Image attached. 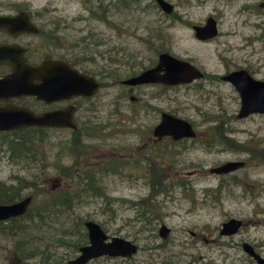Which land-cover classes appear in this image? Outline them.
I'll list each match as a JSON object with an SVG mask.
<instances>
[{
  "label": "rangeland",
  "instance_id": "obj_1",
  "mask_svg": "<svg viewBox=\"0 0 264 264\" xmlns=\"http://www.w3.org/2000/svg\"><path fill=\"white\" fill-rule=\"evenodd\" d=\"M168 1L170 13L154 0H29L35 8H58L66 20L87 16L85 5L108 8L110 25L91 17L85 26L84 21L70 23L62 35L68 46L86 35L74 45L76 56L87 68L107 71V84L94 97L101 106H92V120L78 127L77 136L66 128L46 132L43 184L49 188L46 179L57 176L60 188H71L90 168L98 170L97 183L105 193L83 196L50 218L1 220L0 264H66L76 246L87 242V218L108 235L137 242L138 249L125 257L96 256L85 264H255L241 240L264 255V112L237 117L238 91L220 78L243 67L264 80V10L241 7L250 0ZM208 15L217 18V34L199 39L191 25ZM162 50L191 61L203 76L136 86L131 93L137 100L129 106L132 101L118 80L150 66ZM161 110L188 119L196 135L152 142L151 127ZM67 139H73L72 153L63 146ZM229 160L243 164L209 171ZM62 165L63 171L70 167L69 178L58 171ZM23 171L21 162L0 151V181ZM30 190L25 187L21 194ZM230 216L241 218V226L234 234H219L220 222ZM160 222L170 227L166 238L157 234Z\"/></svg>",
  "mask_w": 264,
  "mask_h": 264
},
{
  "label": "flooded vegetation",
  "instance_id": "obj_2",
  "mask_svg": "<svg viewBox=\"0 0 264 264\" xmlns=\"http://www.w3.org/2000/svg\"><path fill=\"white\" fill-rule=\"evenodd\" d=\"M261 1L262 0H250V2H248L249 4H241V7L251 8L255 11L257 8L259 11H261V9L264 10V6L260 5ZM154 3L161 9L156 0H154ZM85 6L86 7L83 9H85L87 16L81 15L79 13L74 17L71 16L70 20H66L62 17V15H60L59 11H57L58 8L55 7L50 8L42 6L35 8L29 4V0H0V106H24L36 114L45 111L58 110L68 106L71 109L72 118L76 128L56 125L31 126L44 128L45 132L47 133L49 130L66 128L70 129V132L77 134L79 131L78 127H83L84 125L91 122L92 106H101L94 101V97L102 87L106 86L107 83L104 81V78H107V71L103 69L96 71L87 68L83 64L85 61L84 58L76 56L77 47L74 45L79 43L80 40L87 38L86 35L79 36L70 46L64 43L63 39H61L62 35H64L65 28L68 25L71 26L70 23H73L74 25V23L84 21L83 26H85L88 24V21L91 17L95 21L102 22L105 25H110V23H112V20H110L108 17V8L106 6L102 5L96 8L87 5ZM214 19L216 20L217 24V18L214 17ZM65 22H67V25H65ZM261 37L264 39V34ZM162 51L157 52V56ZM156 60L157 58L152 62V64H150V66L155 64ZM61 62L68 63L72 68L76 69L83 75V78L80 77L78 81L81 90L80 93H73L71 91L61 92L60 89L58 91L51 89V81L49 78L52 76L59 78V88L60 83H62L60 80L62 74L61 69L63 67L61 66ZM137 72H132L127 76ZM91 77H93L96 81L97 87L93 93L85 94L84 92L90 88L92 83ZM123 78H120L118 82L125 87L124 93L125 95H128V98L132 101L129 106H132V104L137 100V97L131 93L134 87L146 84H159L160 86L167 85L161 82L128 84L121 81ZM63 83L68 84L67 77L63 79ZM24 84L29 85L30 89H25ZM129 109L132 110V108ZM154 124L152 125L150 131L152 142H158L162 139L174 140L169 135H163L161 137L154 136L152 134V128ZM48 136L49 135L44 137L45 142L47 141L46 138ZM183 138L188 137H182L179 139ZM228 218L222 220L218 226V232L221 235H231L236 233L238 230L237 229L235 232L229 234L220 233L219 230L221 223ZM241 224L242 219L240 226ZM158 228V236L161 238H166L169 234L170 227L166 237L160 236ZM192 233L194 234L193 231ZM135 243L137 244V242ZM243 243H247L248 246L254 250V252L260 256H264L259 252L257 247H255L252 242L246 240H241L240 242L243 250ZM80 245L82 244L76 246V251L70 258L78 254V247ZM245 252L251 259L254 260L255 264H257L254 257L247 251ZM68 259L66 260V264H69L67 262ZM161 264L169 263L164 262Z\"/></svg>",
  "mask_w": 264,
  "mask_h": 264
},
{
  "label": "water",
  "instance_id": "obj_3",
  "mask_svg": "<svg viewBox=\"0 0 264 264\" xmlns=\"http://www.w3.org/2000/svg\"><path fill=\"white\" fill-rule=\"evenodd\" d=\"M161 9L170 13L173 4L168 0H156ZM264 6V0L260 2ZM194 35L199 39H207L217 34L216 20L212 15L206 16L201 24L193 23L191 25ZM62 74L59 88V78L52 76L51 89L61 92L71 91L80 93L79 79L83 75L76 69L72 68L68 63L61 62ZM203 72L195 66L191 61L175 56L167 51L158 54L155 64L145 67L135 74L123 78L121 81L128 84L161 82L164 84H175L188 82L195 78L202 77ZM68 79V84L63 83V79ZM63 78V79H62ZM92 78L90 88L84 92L91 94L95 91L97 83ZM220 78L227 80L233 84L238 91L240 97V105L236 112L237 117L245 116L251 112H264V80L255 78L247 69L243 67L229 70L220 75ZM25 89H30L29 85L24 84ZM32 125H56L76 128L71 109L67 106L62 109L45 111L42 113H33L24 106H0V130H11L19 127ZM191 122L179 115L168 111H161L158 121L152 128V134L156 137L162 135H170L176 140L182 137H193L195 134ZM243 164L241 160H229L221 164L211 166V172H226L240 167ZM49 189H54L60 185V177L49 176ZM32 195L25 194L18 199L10 202L0 203V220L10 217L19 216L26 212ZM241 219L229 217L221 223L220 233L229 234L235 232L240 226ZM87 231V242L80 245L79 252L76 256L68 259L69 264H83L88 259L99 255L109 256H130L137 251V244L126 237L120 235H108L101 225L93 219H85L83 221ZM169 227L164 223H160L158 232L160 236L166 237ZM244 250L254 257L257 264H264V256H260L243 243Z\"/></svg>",
  "mask_w": 264,
  "mask_h": 264
},
{
  "label": "trees",
  "instance_id": "obj_4",
  "mask_svg": "<svg viewBox=\"0 0 264 264\" xmlns=\"http://www.w3.org/2000/svg\"><path fill=\"white\" fill-rule=\"evenodd\" d=\"M3 136L0 138V151L7 154L11 160L21 162L24 171L15 175L9 182L0 181V203L10 202L20 198L25 194H21L25 187H30L31 190L26 194L32 195V200L26 212L19 216H31V221L34 217L38 220L50 218L61 211V209L68 208L72 201L79 200L83 196L103 195L104 189L97 183L98 170L92 171L84 169L82 178L78 179L76 184L68 189L60 188V186L49 189L43 187L45 183V176L47 173V148L44 137L47 136L44 128L40 127H19L10 131H0ZM77 136L76 133H72ZM71 140H65L63 146L67 148L69 153L72 148ZM77 149H82L83 145H78ZM55 160L59 161L60 154L58 151L54 154ZM112 161H108L111 164ZM61 166L60 171L64 178H69L71 174L70 167L65 171ZM57 170V167H56ZM41 195L38 200L37 195ZM37 202V203H36ZM35 204V205H34ZM19 217L8 218L11 221ZM1 221V220H0ZM147 219V224L149 222Z\"/></svg>",
  "mask_w": 264,
  "mask_h": 264
},
{
  "label": "bare ground",
  "instance_id": "obj_5",
  "mask_svg": "<svg viewBox=\"0 0 264 264\" xmlns=\"http://www.w3.org/2000/svg\"><path fill=\"white\" fill-rule=\"evenodd\" d=\"M16 129V128H15ZM11 130H14V129H11ZM165 135H167V134H165ZM163 136V135H162ZM170 136V135H169ZM171 137V136H170ZM32 200V199H31ZM23 215V214H22ZM19 216H21V215H19ZM19 216H14V217H19ZM134 254V253H133Z\"/></svg>",
  "mask_w": 264,
  "mask_h": 264
}]
</instances>
